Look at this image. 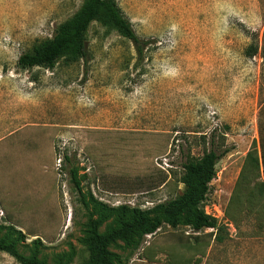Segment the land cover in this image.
I'll return each instance as SVG.
<instances>
[{"label":"rangeland","instance_id":"rangeland-1","mask_svg":"<svg viewBox=\"0 0 264 264\" xmlns=\"http://www.w3.org/2000/svg\"><path fill=\"white\" fill-rule=\"evenodd\" d=\"M117 2L147 43L141 61L130 40L93 22L88 62L23 70L20 56L85 0H0V239L21 237L20 253L38 251L48 264H82L90 215L108 216L105 233L118 226L119 207L147 211L177 198L184 164L209 151L218 131L230 152L204 209L227 225L224 241L210 239L213 229L194 233L185 214L177 229L164 223L110 250L116 264H264V223L243 213L236 228L224 213L247 153L264 145V56L246 54L263 45L264 0ZM197 235L211 243L200 263L203 245L189 249ZM0 264L19 263L0 252Z\"/></svg>","mask_w":264,"mask_h":264},{"label":"trees","instance_id":"trees-1","mask_svg":"<svg viewBox=\"0 0 264 264\" xmlns=\"http://www.w3.org/2000/svg\"><path fill=\"white\" fill-rule=\"evenodd\" d=\"M93 22H100L103 26L117 31L130 40L139 60L143 59L147 43L138 37L117 0H85L83 6L72 17L56 28L51 39L22 54L18 60V66L23 70L35 67L54 69L61 60H65L68 64L88 62L91 54L87 34ZM259 53L264 56V39L262 47L254 42L246 49L248 57H254ZM209 142V151L200 158L188 159L184 164L181 183L185 186V190L177 198L147 211L131 209L129 206L119 207L117 209L120 212L118 226L105 233H100L99 229L108 216L96 219L90 215L87 239L89 256L82 264H116V255L110 249L118 241L128 243L136 235L142 238L155 235L164 223L177 229L181 217L185 214L188 215V224L194 233L199 234L206 229L216 230L215 234L211 233L210 239L222 243L225 239L222 233L228 235L227 225L219 223L215 217L208 215L204 209V202L210 192L211 183L217 177V165L230 152V149L226 145L224 132L214 131ZM262 146L261 155L255 142L247 153L234 192L224 212L228 223L234 224L236 228H240L243 213L246 214V219L256 216L261 227L264 223V181L261 180V166L263 165L264 168V145ZM73 163L72 157L64 155V169L70 175L74 188L82 194L78 170ZM243 186L247 188L245 194L241 192ZM256 196L260 197L257 201L254 200ZM20 239L21 237L11 241L6 238L0 239V252L10 254L19 264H48L39 257L38 251L34 250L30 256L20 253L18 249ZM194 241V245H189V249H196L202 244L203 238L197 235ZM210 244L209 241L207 245L202 244L203 250L198 249L201 256L197 259L198 263L202 262V258L206 256V248ZM58 264L63 263L58 262ZM185 264H191V261Z\"/></svg>","mask_w":264,"mask_h":264},{"label":"built area","instance_id":"built-area-1","mask_svg":"<svg viewBox=\"0 0 264 264\" xmlns=\"http://www.w3.org/2000/svg\"><path fill=\"white\" fill-rule=\"evenodd\" d=\"M4 217H5V212L2 208H0V221H3Z\"/></svg>","mask_w":264,"mask_h":264}]
</instances>
